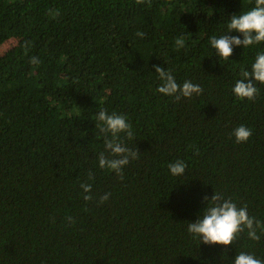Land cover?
I'll use <instances>...</instances> for the list:
<instances>
[{
  "label": "trees",
  "instance_id": "1",
  "mask_svg": "<svg viewBox=\"0 0 264 264\" xmlns=\"http://www.w3.org/2000/svg\"><path fill=\"white\" fill-rule=\"evenodd\" d=\"M254 6L0 0V44L17 40L0 56V264H234L241 252L264 261L259 230V241L245 230L229 246L187 231L213 194L264 224V84L254 101L232 92L264 42L234 47L227 60L209 44L224 34L242 39L227 24ZM153 65L203 92L174 102L156 91ZM100 110L131 125L133 138L120 137L138 158L123 179L99 167V154L109 156ZM240 125L252 130L245 143L233 136ZM177 160L186 165L181 177L168 168Z\"/></svg>",
  "mask_w": 264,
  "mask_h": 264
},
{
  "label": "clouds",
  "instance_id": "2",
  "mask_svg": "<svg viewBox=\"0 0 264 264\" xmlns=\"http://www.w3.org/2000/svg\"><path fill=\"white\" fill-rule=\"evenodd\" d=\"M138 5L147 4L150 6L151 0H135ZM49 15L55 19L59 16L58 10H50ZM229 33L237 32L242 36L222 35L219 38L211 36L209 38L210 46L221 59L227 60L233 52L234 47H248L250 45L264 42V0H255V6L250 10L239 14L232 15L227 24ZM137 36L143 37L142 32H137ZM177 48L184 46L183 38L176 41ZM25 51L28 50L26 42ZM32 64H38L36 57L30 59ZM158 80L161 82L156 91L165 96L174 98L179 101L183 98H191L193 95L199 96L203 89L190 81H184L178 84L171 70L153 65ZM239 79L233 89V94L239 100L254 101L259 94L256 83L264 84V53L257 54L255 62L251 65V71L244 70L240 73ZM97 127L105 137L104 147L109 153L99 154V167L107 168L114 171L115 174L123 179L122 168L126 166L130 160L138 158V151L127 148L120 137L123 133L127 139L133 138L131 125L127 118L115 112L109 114L106 110H100L96 117ZM252 135V130L240 125L233 131L236 143H245ZM169 171L173 176L181 177L186 171V165L183 161L177 160L168 165ZM92 179V176H89ZM85 193H90L91 184H81L80 186ZM110 193H106L100 197L99 202L104 203L108 200ZM91 195H85L84 200L90 201ZM206 201V207L202 210L201 215L195 222L189 223L187 231L192 234L193 238H199L200 243L205 245H222L229 246L237 239L238 235L247 230L248 238L253 241H259L260 236L257 230L264 233V224L248 215L247 207H237L236 203L231 200L224 199L219 194H213L210 199L203 198ZM70 219V218H69ZM234 264H264V261L257 259L251 254L241 252L235 256Z\"/></svg>",
  "mask_w": 264,
  "mask_h": 264
},
{
  "label": "rangeland",
  "instance_id": "3",
  "mask_svg": "<svg viewBox=\"0 0 264 264\" xmlns=\"http://www.w3.org/2000/svg\"><path fill=\"white\" fill-rule=\"evenodd\" d=\"M16 43L17 40L15 38H11L0 44V56H2L11 47L15 46Z\"/></svg>",
  "mask_w": 264,
  "mask_h": 264
}]
</instances>
